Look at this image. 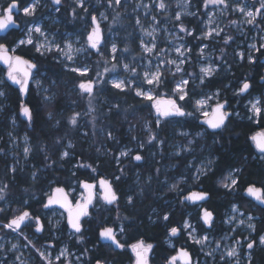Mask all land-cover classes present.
I'll use <instances>...</instances> for the list:
<instances>
[{"label": "trees", "instance_id": "16d2710c", "mask_svg": "<svg viewBox=\"0 0 264 264\" xmlns=\"http://www.w3.org/2000/svg\"><path fill=\"white\" fill-rule=\"evenodd\" d=\"M41 1L45 7H40L34 17L28 18V23L41 21L54 10L55 6L51 4V0ZM99 1L101 0H85L88 13L77 9L78 14L76 18H73L71 9L74 5L69 0H64L63 5L60 6L61 11L56 14L60 24L55 25L50 30L57 31L56 27L60 26L62 30H58V33L61 34L80 28L81 33L86 35L90 26H92L90 21L91 15H98L103 9H106L109 19L113 24L114 32L120 36L119 57L127 58V56H121V53H125L123 51L125 47L128 51L138 54V37L135 36L134 19L118 15L117 13L113 14L112 7L116 8V5L109 7L108 0H103V4H100ZM194 1L198 4V9L202 8L204 4L203 0ZM30 2L31 0H19L20 8L22 9ZM8 3H11V0H8ZM124 5L118 7L116 12H123ZM22 19L20 21L21 30L28 25V23L24 24ZM261 28L264 31V25ZM21 36L22 33L16 32L10 47L16 45ZM261 52L264 53V49ZM18 53L35 63L37 70L39 69V73L42 71L46 72L48 77L47 83L49 84L50 79L52 82H55L53 85L56 87L54 89L55 91L57 90V95L51 103L44 104L41 98L33 90H30L26 102L34 110L33 125L29 126L25 120L20 118L19 121L23 130L30 137L32 152L25 166L22 169L17 168L15 173L11 172V161L5 159L0 154V186L4 184L8 185L5 192L7 200L12 202V198L17 197V195L23 196L24 200V196L30 193L29 209L34 217H41L42 212H50L56 206L43 207V204L47 202V191L56 187H63L67 193L73 188H79L81 191L87 192L81 183L87 182L96 186L94 189L96 194L101 179L111 180L114 190L119 197L117 204H102L99 208L95 204L89 207V215L84 217L82 223V242L77 239V235L73 234L68 222L63 223L62 228L58 231L59 237H55V232L47 229V220L45 218H43L44 229L41 234L36 233L33 228L34 225L30 221L29 232L36 239L34 242L35 248H41L45 243H49V248L52 249L53 253H56L61 246L66 245L70 252L75 251L84 256L82 259L83 264H96L97 259H100L102 264H133L134 254L131 251L130 245L137 243L139 240H144L145 243L154 245L152 252L149 254L150 264H167V258L176 255L178 247L193 252L195 258L203 256L196 245L191 243L187 238L186 232L183 229L185 220L194 224L198 235H209L213 238H218L225 230L222 225L224 214L233 204H238L246 211L253 212L252 207L255 206V203L245 196V189L249 184H255L258 187L264 188V163L252 160L253 153L247 139V134L256 129L260 130L264 128V119L259 120L257 125L246 120V111L243 106L245 99L242 101L240 107L242 117H244L243 121L245 122L233 123L236 127L227 133L229 137H226L227 135L225 134L219 143H214L212 136L205 135L204 142L213 150V155L217 157V161L214 163L213 170L209 172L208 176L201 177L199 182H197L192 179L193 170L184 166L190 162L192 155L178 157L173 155L171 157L168 156L169 149L167 148L169 136L175 135L177 128L191 130L194 133L204 129V126L200 125L196 118H172V121L169 123L162 121V130L155 129V116L153 115V109L149 106V102L143 101L131 92H120L112 88L108 82L100 87V99L97 101V111L95 114L99 119L96 122L95 135H93V129L90 126L85 128L89 132L88 136L85 137L81 134V131H84L81 125L84 120L83 118L79 119L80 127L78 128H71L68 125V117L73 112L83 111L87 106V94H80L77 87V84L81 80H84V77H79L64 70L63 66L55 58H52L53 56L51 55L46 58L40 57L34 52L33 46L21 47ZM89 53L90 58L88 61L94 64L95 53L94 51H90ZM260 56L261 53H259ZM120 61L121 59L118 58L117 62L119 66ZM120 67L117 69V74L122 76L124 74ZM231 69L230 72H227L225 68H222L214 77L208 79L207 83L202 87L191 85L188 89L189 95L183 101L185 106L188 105L187 110L194 112V100L203 95L204 91L208 89L221 88V90L225 91L229 90L225 89V86L228 84L230 85L229 88H238L240 87L239 82L243 79H247L248 81L254 80L256 83H259L264 66L260 60L252 64H248L245 60L241 63H236ZM175 81L174 77L166 76L163 84L158 88L157 94H165L167 97L171 96ZM256 86L258 89L253 94L262 96L264 86L260 84ZM9 88V92L14 91L12 87L9 86ZM20 101L19 94H13L12 99L8 102V106L0 113V132L9 129V124L5 117L11 114L18 115ZM112 105H119V115H117L116 109H113L112 113L108 112V109ZM72 107L77 110L72 111ZM49 111L54 114V119L51 121L47 119ZM125 116H127V119H125ZM56 120H60L58 127L54 126ZM146 121L153 122V130L159 132L160 138L165 140L163 144L164 155L162 156L164 160L161 164L155 162L148 163L150 161L145 159L147 150L148 153L155 151L156 148L154 147L151 150L144 149L138 151L144 157L140 162L132 160L130 156L126 159H121L120 164L117 165L115 157L119 155L123 148L134 146L133 137L135 135L137 138L146 140V134L143 131V122ZM174 121L177 123L176 127H173ZM134 125L137 128L130 134V129ZM101 129H104V131H101ZM108 130L113 131L114 140L107 139L106 132ZM57 136L65 137L61 141L62 145L67 144L68 140H71L74 144V148L70 150L71 156L67 161H60L58 159L59 153L64 149L61 145L54 144ZM42 145H47L51 160H45V152L41 151ZM97 149L100 151H97ZM241 157H247V160H242ZM52 160H56L57 163L51 167H46L45 165L51 164ZM78 163L90 164L96 170L92 171V168L87 167H76L75 165ZM163 164H167V166L174 165L175 169L169 171V173H165L164 170L161 172L157 171L159 166ZM241 165H243L244 171L239 177L238 187L233 191L223 188L221 186L222 182H224L230 169ZM121 168H123V173L120 171ZM33 172L37 173L36 180L32 178ZM115 176H120V180H115ZM136 176L140 178L138 183H136ZM149 177H151L150 183L148 182ZM179 177L183 178L182 181L179 180V188L182 191H169V187L163 182V179H167V182L173 184L178 182L177 178ZM141 188L144 190L143 195L139 194ZM25 189L28 191H25ZM193 191L210 192L209 201L203 203L202 206L198 203L187 201L181 203L183 197ZM129 195H133L135 200L134 205L127 204V197ZM15 207L19 208L17 205ZM202 208L213 212V227L209 228L203 223L201 219ZM153 209L156 210L155 213ZM257 209L254 212V215L257 216L255 220L256 230L254 235H252V238L256 241L264 233V207L257 205ZM14 212L15 209L12 206L9 207L4 213L5 215L1 217L2 221H7L11 218ZM166 212L169 213V220L163 221L162 216ZM157 215L161 218L157 219ZM149 217H152V220ZM152 221H155V223ZM121 226H123L124 232L118 234V240L125 245V248L116 249L112 245L103 244L100 241L99 232L102 228L112 227L118 231ZM171 227L181 229V237L171 238L174 247H170L167 243ZM0 230V233L3 235L9 233L2 227H0ZM235 236L242 239L245 235L240 236L239 233H236ZM251 252L254 256L252 264H264V248L255 246L251 249ZM70 260L72 264H77L74 261V256H71ZM63 262L64 260H62ZM32 264L42 263L38 256H36V260ZM216 264L227 263L217 262Z\"/></svg>", "mask_w": 264, "mask_h": 264}, {"label": "snow or ice", "instance_id": "6c2138e0", "mask_svg": "<svg viewBox=\"0 0 264 264\" xmlns=\"http://www.w3.org/2000/svg\"><path fill=\"white\" fill-rule=\"evenodd\" d=\"M41 0H31L30 3H28L26 6H24L22 9L19 6V0H11V3L7 5L6 8L3 9V14L0 15V31H5L10 26L13 27H19L16 20L14 19V12H20L22 11L23 15L26 17H34L37 9L40 7ZM64 3V0H51V4L53 6H56L54 8L55 12L59 13L61 11V7ZM153 3L155 4V0H153ZM182 5L187 8L191 4V0H181ZM205 8H207L209 5L218 6L222 5L223 9L221 10V15H223L224 11L229 8L228 0H203ZM72 4L74 7L71 9V14L73 18H76L77 16V9L83 10L85 13H88V8L85 6V0H72ZM113 5L120 6L121 0H108V6L112 7ZM144 7L146 9H150L151 5L147 4H141L137 5V7ZM155 6L163 11H167V5L165 4V0H159L158 4H155ZM233 12H240L245 17V23L252 25L255 24L256 18L258 15L264 16V0H259V7L253 10H248L246 6H242L240 4H236L232 7ZM187 15H196V13L192 12H186ZM214 14H209L208 21H207V30L201 32L199 36H195L192 29H189L185 26V24L182 22V14L181 12H176L175 14V21L178 22L177 26L180 33H184L187 36L193 37L194 39H200V40H208V39H214L215 37L221 36V33H224V28H221L219 24H216L215 27H211L215 23V20L213 18ZM101 17L103 19H107L106 16H104L103 13H101ZM115 19V18H114ZM156 20V17L153 16V21ZM233 25H236L237 21H231L230 22ZM137 25H141L140 19L136 20ZM91 31L87 34V48H73V44L71 42H66L65 48L62 49L59 44H54L53 46L58 52H61L63 56L71 61L73 60V52H81V51H87L88 49L95 50L96 54L101 57V59L104 60V64L107 65L111 63V68L105 66L103 68V72L97 71L96 72V79H92L89 77L87 80H81L77 87L79 89L80 94H87L88 99V110L84 113V115L90 116V124L93 129V135H95V129H96V122L99 119L98 116L95 115L97 109L93 105V101L96 99V88L98 84L103 83H111L112 88L120 91V92H126L128 90H134L135 95L139 98H141L143 101H148L150 103V107L154 109L155 113V120H154V126L155 129L162 130V121L164 123H169L172 121V118L175 117H192L194 116V112H187L185 111L184 105L181 103H178V101H185L186 97H188L189 93L187 90V86L189 85L188 79H181L179 82H177L176 87L173 89V93L177 96V99H164L160 96H157L154 94L155 89L160 87L164 82V66L165 65H172L175 67V72H172L171 68H168L167 71H169L172 75H175L176 73L183 72L184 69L182 68V65L189 59V53H191L192 49L187 47L184 44H180L179 46L174 48V51L176 53V58L174 59H168L167 55L165 54L164 59L160 61L159 64H157L154 71L149 68L148 70L144 71L142 81L143 84L151 85L152 88L145 89L143 87V84H135V80L139 78V74L137 73V70L134 66H131L127 63L122 65L123 70L126 73L131 74V78L129 79H112L111 81H106L104 79V75L110 72H113L118 67V57L117 53L119 51L118 46L116 43L111 44L110 48V54L111 59L109 60L104 55V51L101 47V45L104 43V38L102 36V30L100 26V21L97 19L95 15L91 16ZM142 31L144 34L148 37H151L150 41H145L141 39L140 46L142 49V53L144 54H153L155 53L157 57L161 55V53H165L164 49H159L157 51V43H156V36L155 32L157 29L153 27L152 31H147L146 29H143L141 26ZM38 33L41 36H45V39H47L46 34L42 30V28L38 24H33L31 27H29L26 31L27 39H21L19 40V45H33L34 41L32 39V33ZM174 39H183V37L175 36ZM233 40V37L227 33L223 36V43L225 45L229 44L230 41ZM36 51L40 53L41 55H44L45 52L52 51V47L48 46L47 44H34ZM207 45H203L200 47L199 55L201 57L205 56V50L207 49ZM42 49L44 51H42ZM66 49V50H65ZM249 54L247 55V61L248 63L252 64L256 62V57L252 55V52L261 53L262 49H264V43H261L259 47H257L256 44L249 45ZM9 48L5 45L0 43V62L5 64L7 66V79L12 82V84L19 86V91L21 94H28L30 91L29 88V81L33 78V69L37 68V65L35 63H32L30 60L24 59L22 56L19 55H9ZM123 51H128V49L125 47ZM223 49H221V52L223 53ZM11 52H15V48L11 49ZM237 55L240 57L241 60L245 59V53L244 52H238ZM149 65H151V60H149ZM217 66L213 64H209L207 66H201L200 67V75L198 79L200 80L201 84H204L205 81L211 77H213L217 73ZM69 71L76 73L79 77H88L91 69L88 66L83 67H72L69 69ZM189 76L191 77L192 74L189 73ZM261 80L264 81V76L261 77ZM40 81L37 80L36 84L39 87ZM55 83V82H53ZM135 85V86H134ZM252 87V85L248 82L247 79H245L242 82L241 87L239 88L238 92L235 93L236 95H242L249 91V89ZM45 93H47L48 89H43ZM6 93L2 90H0V97H5ZM220 92L219 90L215 93H213L210 96H207L205 98L196 100L194 103V109L196 112H199L205 119L202 121L203 124L207 125V128L211 130L210 133L205 132H198L196 135L197 137L204 136L206 134L211 135L213 137L214 143H219L221 139H223V133L228 131V123L230 121V117L234 114L232 112H229L226 110L227 101L221 102L219 100ZM55 98V94L51 95H44L42 97V102L44 104L51 103ZM216 99L217 102L215 104V107L212 108L211 112L204 110L207 102L212 99ZM113 109L117 110V115H119V105H112L108 112L112 113ZM248 111L251 113L247 118L249 120L253 121H259L261 119H264V100L261 99H254L253 101L249 102ZM20 114L26 118L28 121L29 126L33 125L34 122V110L29 107L27 104L21 103L20 106ZM235 115H239V113H235ZM81 116L80 112H73L71 116L68 117V125L71 128H78L80 127L79 124V118ZM47 119L49 121L54 119L53 112L49 111L47 113ZM125 119H127V116H125ZM178 122V121H177ZM152 123L150 121L145 122V128L147 129L149 135L146 142H141L139 144L140 149L145 148L146 144L151 145L153 143H158L160 145L165 143L164 139H161L159 136V132H156L153 130ZM13 125H15V120H13ZM60 125V120L55 121V127H58ZM101 131H104V129H101ZM182 136H188L189 133L187 132H181L179 133ZM11 135V133H9ZM83 135L85 137L88 136V132H84ZM106 137L109 140H114L115 136L113 131L108 130L106 132ZM65 137L57 136L54 144L55 145H61L63 147V151L59 153L58 159L60 161H67L71 156V149L74 148V144L71 142V140H68L67 144L62 145L61 141H63ZM135 139V137H133ZM252 142L255 145V148L257 152L259 153V161L264 162V132L257 133L256 135L251 137ZM25 141V147L23 149L24 156L27 158L29 154L32 152V148L29 145V137L27 134L24 136ZM195 141L189 140L188 144L186 146H182L180 149V152L184 151H194V148L192 147ZM41 151L45 152V160H51V156L48 154V148L47 145L41 146ZM97 151H100L97 149ZM131 149H126L120 151L119 155L115 157L117 165L120 164L122 157H129L131 155ZM180 152H177L176 155H180ZM131 159L140 162L144 159V157L138 152L135 155L131 156ZM242 160H247V157H241ZM56 160H52L51 164H46V167H51L52 165L56 164ZM215 163L214 159H208L207 164H203L201 167L196 169L195 174L192 176V179L194 181L199 182L201 177L208 176L209 172L212 171V166ZM76 167H87L92 168V171H95L96 169L92 167L90 164H83L78 163L75 165ZM17 171L16 167L13 166L11 168V172L15 173ZM121 173H123V168L120 169ZM159 171V169H157ZM244 168L243 165L239 167H233L230 169L228 176L225 178V182H222V187L229 191L235 190L239 185V177L243 173ZM74 174V173H73ZM33 180L37 179V173H32ZM120 176H115V180H120ZM183 179V178H182ZM148 182H151V177L148 178ZM82 187L87 190L88 195L86 198H82L81 200H77L75 205L71 203L69 200V193L65 191L63 187H56L52 194H47V202L43 204L44 208H49L53 205H59L60 207L64 208L68 212V225L73 230V234L77 235V239L81 242L83 241V235H82V224L81 219L83 217H87L89 215V207L93 204V200L96 199V194L93 191L95 189L94 184H90L87 182H81ZM99 186L101 189L99 199L103 201L105 205H114L117 204L119 197L116 193V191L113 189V183L110 180L107 179H101L99 181ZM8 188L7 184H4L3 186H0V200L5 199V192ZM25 191H28L25 189ZM169 191L173 192H179L182 191L179 188V182L173 183L169 187ZM246 193L253 197L256 201H258L260 204L264 205V188L256 187L255 184H249L248 187L245 189ZM143 188L140 190V195H143ZM210 192L208 191H193L189 192L188 195L184 196L181 200V203L192 202L196 203L199 201H206L210 199ZM135 200L133 195H129L127 197V204L128 205H134ZM4 209H0V212H3ZM153 212L155 213L156 210L153 209ZM232 212H239L238 207L233 204L232 205ZM241 217L244 216V213H239ZM161 217L157 215V219H160ZM150 220H152V217H149ZM163 221L169 220V213H164L162 216ZM203 223L207 225L209 228L213 227L214 222V215L213 212L202 208V217ZM236 217L232 216L227 221L228 223H231L232 220H235ZM254 219L253 216L249 215L247 217V227L251 231L256 230V225L251 223V221ZM34 220L35 222V230L36 232L43 231V224L40 221V218L33 217L29 211H23L19 215L14 216L8 223L4 224L3 227L11 229L12 231H18L21 229L22 225H26V221ZM155 223V221H152ZM244 219L239 220V224L243 225L245 224ZM183 229L188 230L191 229V231L188 232L189 239H191L195 244L201 245L202 249L204 246L207 245L209 237L207 235L197 237L195 235V229L192 227L189 221L185 220L183 224ZM120 233L124 232L123 226L120 228ZM181 231L178 227H171L169 229V236L174 237L179 234ZM99 238L101 240H108L111 241L113 245H115V248L117 249H123L125 248V245L120 242V240L117 239V232L112 227H104L99 232ZM257 243L260 246H264V235L259 236L258 242L256 240H248L247 242V248L249 250L253 249ZM237 244H239V241H237ZM220 245L217 244V248ZM17 245L13 244L12 248L15 249ZM132 253L135 256L134 264H149V254L152 252V249L154 247L151 243H145L144 240H139L137 243L130 245ZM39 251V250H38ZM87 251V250H86ZM67 252V249H64L60 255H65ZM207 255H212V253H207ZM40 256L43 259H46L48 261V264H52V260L50 256H46L44 252H40ZM224 256L228 258H236V264H239V253L237 252V249L235 247L228 249ZM224 256L221 257V259H224ZM19 259V257H17ZM57 260L60 259V256L56 257ZM177 261H181L182 264H193L192 257L190 253L184 249L181 248L176 255H173L171 257L167 258V264H177ZM23 264V262H21ZM96 264H102V261L100 259L96 260ZM198 264V262H197ZM249 264H252L251 261V253H249Z\"/></svg>", "mask_w": 264, "mask_h": 264}, {"label": "rangeland", "instance_id": "374dc122", "mask_svg": "<svg viewBox=\"0 0 264 264\" xmlns=\"http://www.w3.org/2000/svg\"><path fill=\"white\" fill-rule=\"evenodd\" d=\"M69 2L72 4V0H69ZM99 3L103 4V0L99 1ZM158 3H159V0H155V4H158ZM228 3L230 5L229 8L224 11L223 15H221V10L223 9L222 5H218V6L209 5L207 8H205L203 4L202 8L198 9V4L194 0H191V4L187 8H185L182 5L181 0H165V4L167 5V11L158 9L153 3V0H121L120 6L125 4L123 7V12H116V9L120 7V6H116V8L112 7L113 14L117 13L118 15H123L129 18L132 17L134 19V24H135V29H136L135 36L138 37V51H139L138 54H135L130 51L121 53L122 57L127 56V58L124 57L125 59L119 57L120 56L119 43L121 41L120 36L116 32H114L113 27H112L113 24L109 19V15L106 12V9H103L101 13H103L104 16L107 17V19H103L101 17V13L98 15L93 14L100 21L102 35L104 38V43L101 45V47L104 51L105 57H107L109 60L111 59V54H110L111 44L113 42L116 43L119 49L117 53V57L121 59V61L119 62L121 67L118 65L117 69L120 67V69L122 70L124 74L122 76L118 75L117 74L118 70L116 69L113 72L105 74L104 79L111 81L112 79L131 78V74L126 73L122 68V65L127 63L131 66H134L137 70V73L139 74V78L135 80V84H143L142 77H143L144 71L148 70L149 68H151V70L154 71L157 64H159L160 61L164 59L165 54L167 55L168 59L176 58V53L174 51V48L179 46L180 44L186 45L187 47L191 48L192 51L191 53L188 54L189 59L182 65V68L184 69L183 72L172 75L169 71H167V69L171 68L172 72H175V67L172 65L164 66V78L166 76H169V77H174L176 80L174 83L173 89L176 87L177 82H179L182 78L189 80V85L187 86V90L189 89L191 85L194 87H202L204 84H206L208 79L205 81L204 84H201L200 80L198 79L200 75L201 66H207L209 64H213L217 66V69H218L217 73H218L220 72L222 68H225L227 72H230V70H232L231 68L233 65H235L236 63H241L245 60L248 63L247 55L249 54V51H250L249 45L256 44L257 47H259V45L264 42V31L261 28L264 25V16L258 15L256 18L255 24L249 25L244 22L245 17L240 12L232 11V7L235 6L236 4H240L242 6H246L248 10L254 11L256 8L259 7V0H228ZM8 4H9L8 0H0V15L3 13V9L6 8ZM141 4L151 5V7L150 9H146L142 6L137 7V5H141ZM40 7H45L42 1L40 2ZM176 12H181L182 22L185 24L187 28L193 30L195 36H199L201 32L207 30V21H208L209 14H214L213 18L215 20V23L211 25V27H215L216 24H219L221 28H224V33H221V36L219 37H215L214 39H208V40L194 39L193 37L187 36L184 33H180L178 26H177L178 22H176L174 19ZM186 12L196 13V15L194 16L187 15L185 14ZM56 14L57 12L53 10L52 13L47 15V17H45L43 20L35 22V24H38L42 28V30L46 34L47 39H45V36H41L40 34L35 33V32L31 34L34 44H47L48 46L52 47V51L45 52L44 55H41L40 53L36 51L34 44L33 45L25 44V45H19V46H23V47L33 46L34 52L37 53L40 57L46 58L50 55L53 56L52 58H55V60L58 63H60L63 66L64 70L66 71H69V69L72 67L88 66L91 69V71L88 77H84V80H87L89 77H91L92 79H96V75H95L96 72L97 71L103 72V68L105 66L111 68V63L105 65L104 60L101 59V57L96 54L95 50H92V49H88L87 51H81L78 53L74 51L72 53L74 58L71 61L67 60L61 52H58L53 46L54 44H59L60 47L64 49L66 42H71L73 44L74 49L87 48V44H86L87 34L91 31L92 26H90V29L87 31L86 35H83L81 33L80 28L75 31H68V32H64L60 34L58 33V30L60 29L62 30L60 26L56 27L57 31L50 30L55 25L60 24V21L56 17ZM20 16L21 18H23L22 19L23 23L27 24L28 18L30 17L24 16L22 11H21ZM153 16L156 17L155 21H153ZM137 19H140L141 25L136 24ZM234 20L238 22L236 25H233L230 23L231 21H234ZM90 21H91V17H90ZM33 24L34 23H31V24L28 23V25L24 29L21 30L22 36L20 40L27 39L26 31ZM141 26L143 27V29H146L149 32L152 31L153 27L157 29V31L155 32L156 43L158 46L157 51H159V49H164L165 53H161L159 57H157L155 53L153 54L142 53V49L140 46L141 39L147 42L151 40V37H148L144 34ZM225 33L233 37V40L230 41L229 44L227 45L223 43V36ZM177 35L180 37H183V39H179V40L174 39L173 37ZM203 45H207L208 47L205 50V56L201 57L199 55V50H200V47ZM221 49L224 50L223 53L221 52ZM42 51L44 50L42 49ZM90 51L92 52L94 51L95 53L94 64L91 61H88L90 58V53H89ZM238 52L245 53L244 60L240 59V57L237 55ZM251 54L256 57V61L260 60L261 62V60L264 59V54L260 57H258L259 53L257 52H252ZM149 60H151V65H149ZM38 70L36 68V71L33 73V78L30 82V90H33V92H35V94L39 98H41V100L44 95H51L53 93L55 94V97H56L57 90L55 91L56 87L53 85L54 83L50 79V82L48 84L47 83L48 77L46 75V72L42 71L41 73H39ZM69 72L77 75L76 73H73L71 71ZM189 73L192 74L191 77L189 76ZM37 80L41 82L39 87L36 84ZM109 84L111 85L110 82ZM103 85L104 83L98 84L95 90L97 93L96 99L93 101V105L95 107H96L97 101L100 99V87H102ZM9 86L11 85L7 77L4 74H0V90L6 93L5 97H0V113H2L3 109H5V107L8 106L7 97L9 96L8 93L10 91ZM143 87L145 89L152 88L151 85H147V84H143ZM158 88L155 89V92H154L155 95L160 96L164 99H168V98L177 99V96L174 93H172V95L168 97L165 94H161V95L157 94ZM43 89H48L49 91L45 93ZM128 92H131L135 95L134 90H128ZM199 92H203V91H199ZM213 93H211L208 90L204 91V94L201 95L200 97H197L194 100V103L196 100L210 96ZM20 98H21V101H20V106H21V103L25 104L26 102H24L22 95H20ZM88 99L89 98H87V101H86L87 103L86 108L80 112L81 116L79 119L81 118L84 119L81 124L84 128V131H81V134H83L84 132H88L86 131L85 128L91 126L90 116L84 115V113L87 112L88 110ZM254 99L264 100V96L255 95L251 98L250 101H253ZM215 100H216L215 98L212 100H209L204 110L209 111L211 102ZM150 103L151 102H149V104ZM179 103L184 105L185 111L191 112L187 110L188 105L185 106L183 101H179ZM76 110H77L76 108L72 107V111H76ZM248 113L249 115H251L249 111ZM153 115L155 116L154 109H153ZM197 115L202 116L199 112L195 111L194 117L196 118ZM5 118L8 121L9 129L7 131L4 130L3 132L2 131L0 132V154H2V156L5 159H8L11 161V168L15 166L16 169L17 168L22 169L25 166V163L27 159L29 158V156L25 158L24 152H23V149L25 147L24 136L27 133L23 130V128L21 127L22 125L19 121V118L22 119L21 114H20V107H19L18 115L16 114L15 116V114H11ZM187 118H190V117H187ZM13 120H15V125H13ZM26 122L28 123V121ZM174 126L175 127L177 126V123H175V121L173 123V127ZM136 128H137L136 125L132 126L130 129V134H132L133 133L132 131H134ZM143 131L146 134V140L137 138V136L135 135L134 136L135 139H133L134 146L130 148H123L122 150L131 149L132 151H131L130 156H132V155L137 154L138 151H141L144 149L151 150L155 147L156 148L155 151H152V152L150 151L148 153V150H147V153H146L147 156L145 155L146 156L145 159L150 161L148 162L149 164L154 163V162L157 164H161V162L164 160L162 158V156L164 155L163 144L162 145L158 143H153L151 145L146 144L145 148L140 149L139 144L141 142H146L148 139V135H149L147 129L145 128V122H143ZM181 132H187L189 133V135L182 136L179 134ZM198 132H205V129H201ZM9 133H11V135H9ZM197 133H194L191 130H183L182 128H177L176 134L170 135L168 143H167V148L169 149L168 156L172 157L174 155L178 157V156H183V155H186V156L192 155L190 162L184 166L185 168L193 170V175L195 174L197 168L201 167L203 164H207L208 159L210 158L212 159V151H211L212 149L208 148V146L204 142L205 135L201 137H197L196 135ZM189 140L195 141V143L192 146L194 148V151L180 152L181 147L186 146ZM29 145L31 146L30 137H29ZM177 152H180V155H176ZM126 158L128 157H122L121 159H126ZM158 169H159V172L164 170L165 173H169V171L175 169V166L174 165L167 166V164H163L162 166H159ZM139 180L140 178L136 176V183H138ZM179 180L182 181L183 179L179 177L177 178V181L179 182ZM163 182H165L168 187H170V185L172 184V183L167 182V179H163ZM54 189L47 191V194H52ZM100 192H101V189L98 186L97 193H96L97 198L94 201L95 203L93 202L94 204H92V205L96 204L97 208H99V206L104 204L103 201L99 199ZM68 193H69V200L71 201L73 205H75L77 200H81L82 198L87 197V192L81 191V189L79 188L78 189L73 188L69 190ZM27 195H30V193ZM18 197L19 196L17 195V197L12 198V201L18 200ZM11 203L12 202L7 200V196L5 193V199L0 200V209H4L3 213L9 209ZM235 205L238 207L239 212H235V213L232 212V206L225 212L223 221H222V225L225 229L224 232L218 238H213L207 235L209 237V240H208L207 245L204 246L203 249L201 245L195 244L191 239H189L188 232L191 231V229L184 230L186 232V236L189 239V241L195 244L200 254L203 255L202 257H199V256L196 257L197 259L195 260L194 264H197V262L198 264H216L217 262H223V263L226 262L227 264H236V258H228L224 256V253L228 249L235 247L237 249V252L240 254L241 249L243 248V244L247 243L248 240H252L251 236L254 235L255 231L253 232L247 227V223H248L247 217L249 215L253 216L254 219L251 221V223L256 225L255 220L257 216L254 215V212L258 210L257 209L258 204L255 203V206L252 207L253 212L246 211L244 208H242L238 204H235ZM239 213H244V216L241 217ZM232 216H235L236 219L232 220L231 223H228L227 221ZM39 218H41L42 220L43 218H45L47 220V226H48L47 229H49V231H54L55 237H59L58 231L62 228L63 223L68 222V215H67L66 210L60 207H54L50 212H47V213L42 212L41 217ZM240 219H244L246 221L245 224L243 225L239 224ZM31 221H32V224L34 225L33 228L35 230V227H36L35 222L34 220H31ZM190 224L195 229L194 224H192L191 222ZM1 227L3 228V225ZM119 230L117 231L118 234L120 233ZM236 233H239L240 236L245 235L242 238V241H240L239 238H236L235 236ZM195 235L197 237L204 236V235H198L196 229H195ZM262 235H264V233ZM258 240L259 238L257 239V242ZM35 241H36L35 237L30 235V232H28V234H26L25 232H21L13 236H11L10 234L5 236L0 233V243H1L0 250L4 251L2 258H0V264H21V262H23V264H32L36 260V256H38L42 264H48V261L46 259L41 258L40 252H44L46 256H50L52 260V264H72L70 260L71 256H74V261H76L77 264H83L82 259L84 256L76 253L75 251L70 252L66 245L61 246L59 251L56 254H54L50 251L48 245H44L41 248H35L34 247ZM237 241H239V244H237ZM167 243L170 247H174L172 239H167ZM13 244L17 245L15 249L12 248ZM217 244L220 245L218 248H217ZM257 246L263 247V246H260L258 243H257ZM64 249H67L66 254L60 255ZM207 253H212V255H207ZM11 256L13 257L12 260H11ZM57 256H60L59 260L56 259ZM222 256H224V259H221ZM17 257H19V259H17ZM244 258L248 261L249 253H247ZM3 260H6V262H2ZM62 260H64L63 263H62ZM149 264H150V260H149ZM177 264H179V262Z\"/></svg>", "mask_w": 264, "mask_h": 264}, {"label": "flooded vegetation", "instance_id": "af4514ba", "mask_svg": "<svg viewBox=\"0 0 264 264\" xmlns=\"http://www.w3.org/2000/svg\"><path fill=\"white\" fill-rule=\"evenodd\" d=\"M20 6V5H19ZM56 7V6H55ZM3 14V13H2ZM1 14V15H2ZM20 14H21V11L19 12V13H14V19L16 20V22L20 25V29H18V30H16V29H11V30H9L5 35H3V36H0V43H2V44H5L8 48H9V54L10 55H19V56H22L24 59H26V60H30V59H28V58H26L25 56H23L22 54H20V53H18V50L21 48V47H23V46H17L18 45V43H16V45H14L13 47H10V44H11V42H12V39H13V37L16 35V32H19V33H21V16H20ZM19 42V41H18ZM13 48H15V52L13 53V52H11V49H13ZM261 56H262V54H261ZM258 57H259V54H258ZM31 61V60H30ZM32 62V61H31ZM261 63H262V65L264 66V63H263V59L261 60ZM36 71V70H35ZM34 71V72H35ZM33 72V73H34ZM0 74H4L6 77H7V67H4V66H2L1 64H0ZM262 76H264V69H263V73H262ZM261 76V77H262ZM32 80V79H31ZM31 80L29 81V88H30V82H31ZM245 79H243V80H241L240 82H239V85H241V83L244 81ZM251 85H252V87L249 89V91L248 92H246V93H244V94H242V95H236L235 93H237L238 92V90H239V88L240 87H238V88H229L230 87V85L228 84V85H226L225 86V89H229V90H225V91H223V90H221V88H216V89H208V91H210L211 93H213V92H215V91H218L219 90V92H220V96H219V100L221 101V102H223V101H227V105H226V110L227 111H229V112H232V113H234L231 117H230V121H229V123H228V131L227 132H225V133H223V135H227V133H229L230 131H232V130H234V128L236 127L235 126V124L233 125V123H238V122H245V121H243L244 119V117H242V113H241V110H240V107H241V103H242V101L245 99V103H244V108H245V111H246V120L249 122H252L253 124H255V125H257L258 123H259V121H253V120H249L247 117L249 116V113H248V104H249V101L251 100V98L253 97V96H255L256 94H253L254 92H255V90H257L258 89V87L256 86V85H261V86H264V81H262L261 80V78H260V80H259V83L257 84L254 80H250V81H248ZM10 87H12V89L14 90V91H12V92H9L10 94H9V96L7 97V102H10V100L12 99V95L13 94H15V93H18L19 94V96L20 95H22L23 96V100H24V102H26V100L28 99V97H29V93L28 94H21L20 93V91H19V86H17V85H14V84H12V82L10 81ZM263 95H264V93H263ZM259 96V95H258ZM216 102H217V100H215V101H213V102H211V104H210V109H209V112H211V110H212V108H214L215 107V104H216ZM178 103H179V101H178ZM25 104H27V102L25 103ZM28 105V104H27ZM29 106V105H28ZM30 107V106H29ZM195 112V111H194ZM235 113H239V115H235ZM15 116H16V114H15ZM21 117H22V115H21ZM178 118H180V117H175L174 119H178ZM192 118H194L195 119V117L194 116H192ZM23 119V118H22ZM196 119L198 120V123L200 124V125H202V126H204V129H205V133H210L211 132V130L210 129H208L207 128V125H205V124H203L202 123V121L205 119L203 116H196ZM260 132H264V128H262V129H256L255 131H251L250 133H248L247 134V136H248V142H249V144H250V147H251V149H252V153H253V155H252V160H254V161H257V162H260L259 161V153L257 152V150H256V148H255V145H254V143L252 142V140H251V137L252 136H254V135H256L257 133H260ZM207 136H211V135H208V134H206ZM226 137H229L228 135L226 136ZM207 145V144H206ZM208 146V148H210L209 147V145H207ZM212 151V159H214L215 160V162L217 161V157L216 156H214L213 155V150H211ZM260 163H264V162H260ZM214 165V164H213ZM212 170H213V166H212ZM256 186V185H255ZM100 187V186H99ZM256 187H258V186H256ZM261 188V187H260ZM114 189V188H113ZM245 196L247 197V198H249V199H251L252 200V202H254V203H256V204H258V206H261V207H264V205H262V204H260L258 201H256L253 197H251V196H249L247 193H246V191H245ZM25 197V199L23 200V196H20L19 195V197H18V200H16V201H12V203H11V205H10V207L12 206V208H14L15 209V212H14V215L16 216V215H19L20 213H22L23 211H29L30 213H31V211H30V209H29V205H30V195H25L24 196ZM209 201V199L207 200V201H205V202H208ZM205 202H200V203H198V204H200L201 206H202V204L203 203H205ZM15 205H17V206H19V208L21 209H19L18 207H15ZM20 210V211H19ZM6 212V211H5ZM4 212V213H5ZM17 212H18V214H17ZM3 212H0V227L2 226V225H4V224H6V223H8L13 217H14V215L11 217V218H9L7 221H2V219H1V217L2 216H4L5 214H4ZM31 215H32V213H31ZM67 215H68V212H67ZM33 216V215H32ZM34 217V216H33ZM30 221L31 220H29V221H26V225H23V227L21 228V230L20 231H12L11 229H6L5 227H3L4 228V230L6 231V232H9L8 234H10L11 236H13V235H16L17 233H21V232H25L26 234H28V232H29V230H30ZM40 221H41V223L43 224V220L40 218ZM43 226H44V224H43ZM44 229V228H43ZM43 231H41V232H36L37 234H41ZM117 232V231H116ZM8 234H5V236H7ZM177 237H181V231L179 232V234L177 235V236H174V237H170L169 235H168V239H171V238H177ZM259 238V237H258ZM117 239H118V233H117ZM251 239L252 240H254L253 238H252V236H251ZM100 241L103 243V244H107V243H105L103 240H101L100 239ZM240 241H242V239H240ZM1 244V243H0ZM45 245H48V247L50 246V244L49 243H45ZM107 245H112V244H107ZM44 246V245H43ZM113 246V245H112ZM257 246V245H256ZM114 247V246H113ZM115 248V247H114ZM179 248L180 247H178L177 248V250L179 251ZM262 248H264V246L262 247ZM50 249V248H49ZM50 251L52 252V250L50 249ZM189 253H190V255H191V257H192V260H193V264H194V262H195V260L197 259V258H195L193 255H194V253L193 252H190V251H188ZM53 253V252H52ZM57 253V252H56ZM56 253H54V254H56ZM247 253H251V261L253 260V258H254V256L252 255V252H251V250H249L248 248H247V243H244L243 244V248L241 249V253L239 254V263H246V264H249V260L247 261L244 257H245V255L247 254ZM4 254V251H2V250H0V258H2V255ZM177 254V253H176ZM194 257V258H193ZM12 256H11V260H12ZM134 260H135V256H134ZM2 262H6V260H3ZM179 262V264H182V262L181 261H177V263Z\"/></svg>", "mask_w": 264, "mask_h": 264}, {"label": "water", "instance_id": "95a60500", "mask_svg": "<svg viewBox=\"0 0 264 264\" xmlns=\"http://www.w3.org/2000/svg\"><path fill=\"white\" fill-rule=\"evenodd\" d=\"M14 13H19V12H14ZM18 24V23H17ZM19 25V24H18ZM11 29H16V30H18V29H20V25H19V27H13V26H10L8 29H6L5 31H0V36H3V35H5L9 30H11ZM102 30V29H101ZM103 36V35H102ZM10 55V54H9ZM33 63V62H32ZM263 63H264V59H263ZM0 64L2 65V66H4V67H7L5 64H3L2 62H0ZM36 69H33V72L35 71ZM22 118L24 119V120H26V118L25 117H23L22 116ZM111 181V180H110ZM207 201V200H206ZM200 202H205V201H199V202H196V203H200ZM56 206H59V205H56ZM83 219V218H82ZM82 219H81V221H82ZM81 224H82V222H81ZM23 227V225L21 226V228ZM7 230H8V228H6ZM21 230V229H20ZM20 230H18V231H20ZM72 230V229H71ZM73 231V230H72ZM105 243H107V244H112L111 243V241H108V240H103ZM113 245V244H112ZM114 247H115V245H113ZM117 249V248H116ZM181 248H179V250H180Z\"/></svg>", "mask_w": 264, "mask_h": 264}, {"label": "bare ground", "instance_id": "6f19581e", "mask_svg": "<svg viewBox=\"0 0 264 264\" xmlns=\"http://www.w3.org/2000/svg\"><path fill=\"white\" fill-rule=\"evenodd\" d=\"M94 191V190H93Z\"/></svg>", "mask_w": 264, "mask_h": 264}]
</instances>
